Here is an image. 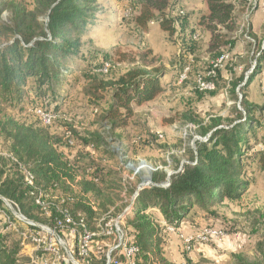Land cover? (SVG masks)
Segmentation results:
<instances>
[{
    "label": "trees",
    "instance_id": "16d2710c",
    "mask_svg": "<svg viewBox=\"0 0 264 264\" xmlns=\"http://www.w3.org/2000/svg\"><path fill=\"white\" fill-rule=\"evenodd\" d=\"M183 3H200L205 11L189 14ZM115 5L123 12L124 20L135 17L139 31L155 26L176 37L181 52L178 71L180 77L186 75L184 81L193 72L196 43L200 39L196 32L190 36L185 33L188 24L197 20L198 26L210 36L208 52L217 57L210 59L212 63L205 75H197V94L200 98L205 94L215 96L226 73L229 93L242 96V110L239 105L235 107L232 118L226 119L225 124L221 117H214L201 129L205 139L196 142L194 150L186 151L188 160L175 170L167 189L160 184L168 181V173L153 174L154 186L139 192L133 215L126 220L129 244L138 249L135 264H195L188 255L194 243L186 245L180 237L194 233L183 230V221L198 214L197 211L206 218H220L221 206L239 203L256 185L258 176L264 179V135L260 138L257 134L264 129V105L250 104L245 95L255 76L263 73L264 45L253 55L257 56L256 66L242 86L247 69L244 67L238 74L239 66L237 70L230 68L232 56L222 64L218 61L226 53L234 52L240 42L245 43L241 33L245 0H115ZM101 8L100 0H35L31 11L20 5L0 4V151L13 155L28 169L35 177L36 187L26 185L17 163L0 156V196L16 205L28 220L57 231L61 238L67 230L57 226L61 218L57 208L68 211L75 223L83 222L89 231L95 232L101 216L105 224L121 214L125 204L118 207L116 203L123 199L122 190L127 188L117 171L95 164L94 155L101 148L110 154L109 143L100 132L80 137L67 123L66 114L61 111L64 103L61 90L67 78L82 73L93 84L95 93L109 95L102 129L111 137L129 125L136 108L164 93L162 80L168 75L151 58L152 53L145 52L140 65L116 79H104L111 73L112 57L100 54L97 61L91 62L90 55L83 53L86 47L83 38ZM5 12L11 15L8 23L2 19ZM246 54L239 56L245 60L249 56ZM78 61L85 65H77ZM107 65L108 72L104 73ZM200 82L211 84L213 89L201 90ZM38 110L56 116L50 126L44 124ZM29 114L35 121L26 120ZM188 117L196 122L195 117ZM62 123L67 126L65 130L60 126ZM61 131L64 133L59 138L56 132ZM68 133L70 137L66 139ZM148 138L139 142L149 145L153 137ZM111 153L117 159L119 153L116 150ZM127 189L130 195L136 191L131 186ZM38 190L45 207L37 204ZM112 206L117 208L111 210ZM0 210L16 226L14 229L0 214V264H67L64 258L55 261L44 247L27 254L25 247L34 245L31 236L46 234L18 221L1 200ZM154 212L161 215L162 222L154 217ZM252 225L255 235L262 232L257 243L260 257L257 261L236 257V264H264V213L258 212ZM167 226L174 227L177 233L168 232ZM23 234L29 238L25 239ZM172 239L185 247L179 262L169 261L165 256V245ZM115 244L114 237L95 238L90 245V264H105L104 251ZM71 251L78 259L76 247ZM112 258L127 264L123 251L113 252Z\"/></svg>",
    "mask_w": 264,
    "mask_h": 264
},
{
    "label": "rangeland",
    "instance_id": "374dc122",
    "mask_svg": "<svg viewBox=\"0 0 264 264\" xmlns=\"http://www.w3.org/2000/svg\"><path fill=\"white\" fill-rule=\"evenodd\" d=\"M34 1L0 0V4L20 5L31 11ZM100 5L102 6L101 12L83 38V43L86 46L83 53L87 56L90 55L88 57L91 62L97 61L100 54L108 53L112 57L113 63L111 64V73L104 79L110 80L124 75L136 65H140L141 56L145 52H151V58H155L157 65L163 66L168 73L162 80L164 93L153 102L136 108L134 117L129 120V125L111 134L110 137L106 134V129H102L103 114L110 102L109 95L105 94L106 92L95 93L93 84L82 73H77L67 78L65 87L61 90L64 97L61 111L66 114L67 123L78 136L88 137V135L100 132L109 143L110 154L107 150V152H103L105 150L102 151L101 148L100 152L94 155L95 164L100 168L106 166L117 171L123 179H126L125 187L131 186L137 190L145 178L152 180L153 174L157 171L176 173L175 170L188 160L185 155L186 151L188 152L190 148L194 150L195 143L205 139L201 135L203 131L201 129L207 127L211 118L221 117L225 120L224 124L226 119L232 118L235 107L238 108L241 93H237L236 96L229 93L228 78L226 73H223L222 80L224 82L220 81L215 96L205 94L200 98L197 94V75H205L209 71L211 60L217 58L208 52L210 36L198 26L197 20L188 24L185 33L186 36H190L192 32H196L200 34V39L196 43L193 72L190 78L188 77V80L184 81L183 75L180 77V71H178L181 52L174 35L155 26H150V29L143 32L139 31L135 24V17L128 21L122 18L123 12H119L115 0H100ZM182 6L189 14H201L205 11V6L200 3H183ZM256 14L258 15L256 19L258 25L255 24V26L264 25V0L251 18L249 33L252 35L244 30L245 43L240 42L234 52L225 54L229 55L228 60H230V56L233 57V62L229 65L230 68L237 70V66L240 67L237 70L238 74L242 73L244 67L247 69L244 70L245 74L253 72L257 57L253 55L259 51L260 46L264 45V30L261 31L260 38H257V44L253 40L255 34L252 21L255 20ZM10 18L9 12L3 13L4 22H10ZM244 54L246 57L248 54L249 56L242 60L239 55ZM77 65H85V63L78 61ZM245 95L250 104L259 107L264 105V67L263 73L255 76L250 83ZM28 116L26 120L32 121L33 115L29 114ZM188 116L195 117L194 121L196 122L190 120ZM33 121L35 120L33 119ZM60 126L63 130L67 128L64 123ZM51 132L55 133V131ZM56 133L60 138L64 132ZM257 134L261 138L264 135V129H259ZM148 136L153 137L151 144L144 145L139 142L140 139L143 142L146 141L149 139ZM79 143L78 140V145H80ZM113 150L119 153L117 159L111 153ZM142 162L149 169H143L133 177V170L136 171L141 167ZM127 164H132L133 169H125ZM151 187L153 186L147 188ZM124 190L125 188L122 190L123 193ZM126 190L125 197L121 195L123 199L117 200L116 203L118 207L125 204L123 210L128 205L126 201L133 196L128 193V189ZM5 208L7 209L6 206ZM115 208L117 207L112 206L110 209L115 210ZM219 211L221 216L218 219L206 218L201 211H197L198 214H192L190 218L183 221L182 225L186 227L187 233L195 234L205 228H223L229 235L218 244L195 243L188 255L195 261V264H236V257L240 256L249 261H257L260 257L257 243L262 232L255 235L252 232L254 229L250 227L253 226L252 220L257 216V213H264V179L258 176L256 185L250 189L246 197L239 203L221 206ZM155 215L157 216L156 212H154V217H156ZM117 218L113 217L112 219L116 220ZM122 231H125L128 236L126 222ZM62 240L70 246V249L75 248L73 239L68 233L64 234ZM111 246L104 251L105 264H107ZM184 249L185 247L180 241L171 240L169 244L165 245V256L169 261L179 262ZM26 252L27 254L32 253V247L27 248Z\"/></svg>",
    "mask_w": 264,
    "mask_h": 264
},
{
    "label": "built area",
    "instance_id": "2783aa9c",
    "mask_svg": "<svg viewBox=\"0 0 264 264\" xmlns=\"http://www.w3.org/2000/svg\"><path fill=\"white\" fill-rule=\"evenodd\" d=\"M262 1L263 0H245V11H244L243 18H242V24H241V30L242 31H241V33H243L244 30H246V31L249 30V28L251 26V18L254 15V13L256 12L258 6L260 5V3ZM228 59H229V55H223L219 59L218 64H222V63H224V61H227ZM108 68H109V65H107L105 67L103 72L107 73ZM185 78H186V75H183L182 79H185ZM199 87L201 90H212L213 89V86L211 84L202 83V82H200ZM37 114L42 118L44 124L48 125V126H50L56 118L55 115H51V114L48 115L41 110H38ZM69 137H70V134L68 133V135L66 136V139H68ZM70 144L72 145V141H70ZM0 156L11 159L14 163H17L19 165V167L23 170L24 180H25L26 185L30 188H36L34 175L28 169L24 168L17 161V159L13 157V155H11L7 152H1L0 151ZM124 166H123V168H124ZM126 168L127 169H133L132 164H127L125 166V169ZM144 168L149 169L142 162L141 167L136 169V171L133 170V172H134L133 177L138 175V173H140V171L143 170ZM145 179L141 185L145 184ZM125 180L126 179H124V182H125ZM140 186L137 188V190L135 191L133 196H131V199L126 201L128 204L127 207L123 210L122 214H120L116 220H113V221L111 220L105 224H102V216L100 217L98 224H97V230L95 232L89 231L83 222H81L80 224L75 223V221L73 220L71 215L68 213V211L57 208V212L61 215V218L57 220V226H58V228H60L62 230H67V233L73 239V245L74 246L76 245L75 247H76L77 255H78V259H76V260L80 264H90V262H91L90 261V245L92 244V242L94 241L95 238H102V236L114 237L116 240L115 246L112 247L109 251V254L111 255L110 256L111 259L107 260V264H120L117 260L112 258L113 252H118V251L119 252L123 251V253L126 257V260H127V264H135L134 263V257L136 256L138 249L129 244L128 236L126 235L125 231H122V227L125 225L126 220L133 215L135 200L139 194V191L143 190V189H140ZM144 186H145V188H147L149 186H154V183L150 184V180H149V183H147ZM160 186L167 189L170 186V183L167 181V182L160 184ZM126 189L127 188H125V190ZM125 190H124V193H122V195L124 197H125L126 191H127V190L126 191ZM37 197H38L37 198V204L41 205L42 207H45V204L42 201L43 195H42L41 190H38ZM11 204L16 209V211L19 212L18 207L16 205H14L13 203H11ZM93 208L95 211H97L96 206H94ZM0 214H2L5 217L6 223H8L10 226H12L14 229H16V226L11 223L10 218L5 214V212L0 210ZM0 228H1V224H0ZM166 230L170 233H177L176 229L172 226H167ZM44 233L46 235L43 237L38 236V235L31 236L32 240L34 241V245L26 246L25 249L32 247V253H33L35 250H38L40 247H44L45 251L49 252L51 255H53L55 257V261L64 258V260L67 264H72L69 261L67 255H66V252L63 249V247L60 245V243H58L57 240L52 235H50L49 233H46V232H44ZM228 236L229 235L227 234L226 230L222 229V228H205V229L201 230L200 232L195 233L194 235H191V236L180 235L181 239L183 240V242L186 245H189L191 243H194V244L195 243L218 244V243L223 242L226 238H228ZM23 237L25 239L29 238V236L27 234H23ZM68 247H70V246L68 245ZM188 249H190V247H188ZM32 253H30V255ZM108 257H109V255H108Z\"/></svg>",
    "mask_w": 264,
    "mask_h": 264
},
{
    "label": "water",
    "instance_id": "95a60500",
    "mask_svg": "<svg viewBox=\"0 0 264 264\" xmlns=\"http://www.w3.org/2000/svg\"><path fill=\"white\" fill-rule=\"evenodd\" d=\"M252 72H249L246 74V78H245V82L242 86H244L249 78V75L251 74ZM241 86V87H242ZM242 102V96L239 98V109H241L240 107V103ZM175 174V173H168V182L170 180V177ZM153 183L152 180L150 179V184ZM145 186L144 185H141L140 186V189H144ZM140 192V191H139ZM0 200L4 203V205L7 207L8 211L15 217L17 218L19 221L21 222H24L26 223L27 225L29 226H33V227H36L38 229H41L42 231L46 232V233H49L50 235H52L57 241L58 243H60V245L63 247V249L65 250L66 252V255L69 259V261L72 263V264H80L73 256L71 250L69 249L68 245L62 240V238L60 237V235L53 229L47 227V226H43L41 224H38V223H35L33 221H30L28 220L26 217H24L22 214H20L18 211H16V209L12 206L11 202L9 200H7L6 198L0 196ZM110 254H109V257H108V260H110Z\"/></svg>",
    "mask_w": 264,
    "mask_h": 264
},
{
    "label": "crops",
    "instance_id": "0c3cea01",
    "mask_svg": "<svg viewBox=\"0 0 264 264\" xmlns=\"http://www.w3.org/2000/svg\"><path fill=\"white\" fill-rule=\"evenodd\" d=\"M258 18V15L256 14L255 15V20L252 21V27H253V30H254V34L257 36V38H260L259 36L262 35V32L264 30V25H260L258 27L255 26L256 23V19ZM258 25V24H257ZM257 28V30H256ZM244 43V42H243ZM156 216V215H155ZM157 220H159V222H162V217L159 213H157V216H156ZM188 228V227H187ZM183 230L186 231V227L183 225ZM173 240V239H172ZM175 240V239H174ZM180 260V258H179Z\"/></svg>",
    "mask_w": 264,
    "mask_h": 264
},
{
    "label": "bare ground",
    "instance_id": "6f19581e",
    "mask_svg": "<svg viewBox=\"0 0 264 264\" xmlns=\"http://www.w3.org/2000/svg\"><path fill=\"white\" fill-rule=\"evenodd\" d=\"M144 169L148 170L147 168H144ZM149 180L150 179H145V184L144 185H146L147 183H149Z\"/></svg>",
    "mask_w": 264,
    "mask_h": 264
}]
</instances>
